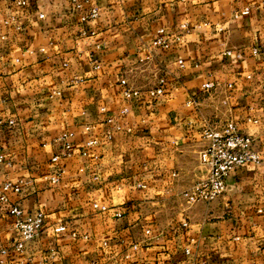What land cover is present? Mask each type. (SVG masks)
I'll list each match as a JSON object with an SVG mask.
<instances>
[{
    "label": "crops",
    "instance_id": "crops-1",
    "mask_svg": "<svg viewBox=\"0 0 264 264\" xmlns=\"http://www.w3.org/2000/svg\"><path fill=\"white\" fill-rule=\"evenodd\" d=\"M80 1L0 0V187L30 181L0 203V264H264V0ZM228 119L262 162L190 204L204 129ZM15 202L46 215L22 252Z\"/></svg>",
    "mask_w": 264,
    "mask_h": 264
},
{
    "label": "built area",
    "instance_id": "built-area-1",
    "mask_svg": "<svg viewBox=\"0 0 264 264\" xmlns=\"http://www.w3.org/2000/svg\"><path fill=\"white\" fill-rule=\"evenodd\" d=\"M76 7H81L80 0H70ZM19 4L26 5L27 0H19ZM98 8L93 7L88 13L83 15V19L94 18L98 16ZM44 13H40L39 17L43 18ZM9 24V21H6ZM167 32L165 28H160L157 35L153 40L154 46L167 49L170 46L167 38ZM255 53L258 49L255 48ZM230 54L231 51H226ZM180 66L184 67L185 63L182 59H179ZM123 85V96L125 99L130 100L133 97L140 96L142 90L133 87L129 84L127 78L121 79ZM166 79L159 77L158 84L154 88H149L147 91L152 97L161 95L165 91ZM216 87L214 82H206L202 85L203 90L209 91ZM128 111V107L123 108L122 112ZM0 120V124H2ZM10 125H14L16 121L10 119L8 122ZM73 134L65 135L60 138L63 142L64 151L61 155L67 156L72 153V145L68 141V137ZM204 136L208 139L207 145L200 153V158L203 164L206 165V174L196 181L189 189L184 192V197L190 204L199 202H209L213 199L223 195L226 192L228 186V179L231 174L238 168L248 163L254 162L260 164L262 157L259 152L254 148L256 138L250 134L244 133L238 129V125L233 119H228L222 125L208 126L204 129ZM94 141H90L93 143ZM59 155L53 157V161L59 159ZM5 156L0 152V161H4ZM64 173V169L61 168L56 174L52 175L50 179L52 181H58L61 175ZM30 181L23 179L17 182L5 181L0 187V203L8 202V192L13 190L14 192H20L22 186ZM9 212L14 216V230L16 233V241L13 248L15 251H24L28 244L36 239L40 231L46 225V215L40 209L28 210L22 206L19 202H15ZM63 224H58V228L62 229ZM149 232V230H147ZM0 252L6 254L8 250L4 247H0ZM187 253H190L187 249Z\"/></svg>",
    "mask_w": 264,
    "mask_h": 264
}]
</instances>
